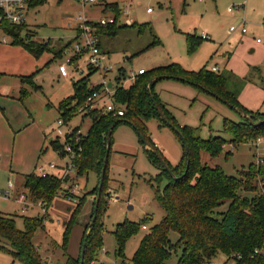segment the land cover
<instances>
[{
    "label": "rangeland",
    "instance_id": "obj_1",
    "mask_svg": "<svg viewBox=\"0 0 264 264\" xmlns=\"http://www.w3.org/2000/svg\"><path fill=\"white\" fill-rule=\"evenodd\" d=\"M60 1L46 0L44 5L30 7L27 11L26 24L31 31L30 35L34 41L47 44L51 50L40 58L32 56L23 46L13 45L11 37L6 36L3 40L0 32V154L3 148L5 150L3 158L0 157V213L19 216L16 218L17 228L23 230L24 222L20 216L43 217L45 211L48 212L45 230H40L34 235L36 248L43 262L47 264H68L69 257L80 261L84 230L92 223L101 176L99 172H90L88 175L78 177L76 169H69L71 159L65 152L66 146L80 144L79 141L88 134L92 125L90 117H86L88 113L76 111L70 121L62 126L58 125L59 103L74 95L73 83L88 74V69L91 68L87 66L85 59L78 56L80 60L74 61L75 66H68L69 77L64 78L59 72V67L66 64L70 55L64 56L62 53L64 57L61 59H55L54 55L58 56V52L68 43H72L68 48L70 53H73L71 52L73 45L79 40L75 38L78 27L75 29L74 19L82 10L71 0ZM105 2L117 3L123 9L130 5L131 19L139 25L147 24L150 28L141 35L136 28H126L116 37H101V45L107 58L105 66L112 70L107 75L108 80L114 81L120 69H124L129 75L140 69L150 73L157 68L177 64L190 72L199 71L204 66L210 70L216 65L225 71L226 64L230 62V71L245 79L247 83L243 98L240 99L241 105L249 108H246L249 111L264 112L262 83L264 0H204V2L105 0ZM234 2L244 4V7L232 16L228 13V8ZM149 9L152 10L151 13L147 12ZM95 10L94 7L84 9L89 20L109 18L108 14L112 12ZM237 18L245 20L247 24L248 34L243 43L238 32L231 34L229 31L230 26L237 22ZM197 33L201 36L207 35L210 40L202 41L196 50L190 52L186 36L187 34L197 36ZM153 35L161 41V45L139 54L153 41ZM257 40L261 41V47L257 45ZM251 48L255 50L254 55L249 54ZM28 74L29 76H21ZM103 76V69L94 74L90 86L101 83ZM25 77L31 78L29 83L22 81ZM134 83L128 80L123 84L129 89ZM154 89L160 95V99L168 105L169 111L178 123L183 126L200 127L201 137L205 140L211 134L220 135L224 119L233 122L242 120L237 111L227 104L184 82L161 80ZM32 121L37 127L51 131L45 143L46 151L43 153L38 151L36 168L31 171L36 176H41L45 172L60 180L59 196L49 208L42 202L36 204L32 201L29 192L22 186L23 175L16 171L35 156L31 155L28 149L29 142L36 137V134H32L33 130L27 132L28 136L22 141L19 139V133L29 128L28 125ZM143 122L148 137L156 147H159L163 157L171 165H177L183 153L179 137L169 127L161 126L158 117L145 119ZM75 130L79 132L73 135ZM71 134L72 138L66 140L67 135ZM221 135L227 138V144L216 158H211L206 153L202 154V164L220 166L227 175L236 177L239 172L246 171L251 164H257L258 160L264 158V143L257 147L255 141H249L234 146L230 145L228 136ZM51 138L56 144L64 146L62 151L66 155L62 152L61 155L60 151L50 144ZM112 141L108 178L100 198V204L104 209L98 220L102 228L103 245L97 251L93 264H124L116 255L117 242L113 232L125 221L142 224L149 217L151 221L147 224V229L141 228L138 234L132 236L126 243L125 264H132L143 237L151 227L162 221L165 212L156 201L154 188L148 182L158 174L156 166L145 151L152 150L153 146L145 147L134 127L125 123L115 127ZM19 142L20 152H17L14 160L17 175H12L14 155L11 149ZM10 182L13 184L11 190ZM166 183L164 180L160 186L164 187ZM8 191L10 195H6ZM70 191H75L76 203L64 196V193L69 196ZM241 195L251 196L244 192H241ZM81 201L82 206L79 207ZM227 206L228 204L221 210L226 211ZM68 225V241L64 249V236ZM178 237V234L171 232L172 244L178 241ZM180 253L174 252L167 264H178ZM213 260L215 264H226L228 256L220 253ZM0 264L22 263L14 260L9 252L0 251Z\"/></svg>",
    "mask_w": 264,
    "mask_h": 264
},
{
    "label": "trees",
    "instance_id": "obj_2",
    "mask_svg": "<svg viewBox=\"0 0 264 264\" xmlns=\"http://www.w3.org/2000/svg\"><path fill=\"white\" fill-rule=\"evenodd\" d=\"M45 2L46 0H35L32 6H42ZM105 4V0L101 2V5ZM104 8V10L112 11L116 16L121 14V9L117 4L106 5ZM93 24L98 30L101 50V37L103 36L116 37L121 30L126 28H136L141 35L146 29H150L147 24L139 25L138 23H133L131 26L122 24L107 27ZM3 30L8 37L12 38L13 45L23 46L37 59L50 50L47 44L34 41L26 23L22 25L4 24ZM186 38L190 52L196 50L202 41H206L195 34H187ZM71 44L68 43L64 49L58 52V56L54 55V58L61 59L62 53ZM160 45L161 41L153 35V41L139 54ZM73 60L77 61L80 58L75 57ZM98 72V68H89L88 74L73 83L74 95L60 102L58 111L60 119L64 120L65 124L71 120L78 108L102 87V85L90 86L91 77ZM232 76L224 71L215 73L207 66L199 71L190 72L180 65L171 64L157 68L150 73L145 71L143 75L136 77L131 88L126 89L123 83L127 82L128 75L124 69H120L115 77L113 99L116 105L124 109V116L117 118L111 113L97 110L86 115L92 121L88 134L79 141V145L71 144L77 153L73 164L78 177L88 175L90 172L101 174L107 151L109 130L113 128L114 131L120 123L132 125L140 139L143 137L141 141L145 147L146 145L153 146L152 150L145 149V151L153 165L156 166L158 174L148 182L154 188L155 199L164 210L165 216L143 237L132 259V264H167L172 254L178 251L181 252L178 264H205L220 253L227 255L228 258L234 255L245 256L237 264H255L249 260L250 254L256 248L264 247V163H253L246 171L239 172L235 177L227 175L220 166L213 167L209 164H202L201 159L204 153L211 158L218 157L227 144V138L221 134L228 136L230 145L234 146L239 143L255 141L264 134V113L249 111L241 105L239 94L246 81L237 77L232 79ZM30 79L25 77L22 81L29 83ZM165 79L184 82L202 92L206 89L205 92L213 94L214 97L226 100L240 116L241 114L252 116L253 123L242 117L239 122L224 119V127L219 133L220 135L211 134L205 140L201 137L200 127L180 125L169 111L168 105L155 92V85ZM161 116H164L165 122ZM157 117L161 121V126L169 127L182 142V157L175 166L163 157L158 147L147 135L143 120L157 119ZM177 131H180L185 144ZM76 132L79 131L75 130L72 134L74 135ZM72 134L67 135L66 140L71 139ZM51 145L60 151L61 155L62 153L66 155L62 151L64 146L55 142H51ZM112 145L111 136V151ZM80 148L82 150L78 153ZM108 170L109 162L103 188L108 178ZM23 177L24 188L29 192L32 201L42 202L49 208L54 199L59 196L60 180L56 176L47 174L42 177L30 174ZM164 180L167 183L161 187ZM241 192L251 196H242ZM227 204V210L222 211L221 208ZM80 206H82V201L79 202ZM103 209V205L99 204L96 222L84 231L82 247L84 241L87 243L83 264L95 263V255L103 245L102 228L98 222L99 215L101 217L103 214ZM47 214L46 211L43 217L20 216L24 222V229L20 230L16 224V218L19 216L0 213V251L9 252L14 260L22 264H44L34 243V235L40 230H45ZM150 221L151 219L147 217L142 224L125 221L116 227L113 232L117 242L116 255L123 260L124 264L126 243L132 236L138 234L143 226L147 227ZM68 232L69 225L64 236V249L68 241ZM171 232L179 236L175 244H172L170 240ZM68 264H81V256L80 261L69 257Z\"/></svg>",
    "mask_w": 264,
    "mask_h": 264
},
{
    "label": "built area",
    "instance_id": "obj_3",
    "mask_svg": "<svg viewBox=\"0 0 264 264\" xmlns=\"http://www.w3.org/2000/svg\"><path fill=\"white\" fill-rule=\"evenodd\" d=\"M35 0H0V32L2 34V39L5 40L6 34L3 30L4 24L10 25H22L26 23V14L32 3ZM60 1V0H59ZM74 4L79 5L81 7V11L79 12L78 16L74 19L76 23V27L78 34L76 35V39H79L74 45L73 49L70 50L69 48L63 52V55H70L67 58L66 64H62L59 67V72L63 77H68V66H75L74 58L80 56L81 58L85 59L87 66L91 68H98L99 71L103 69L104 76L101 83L92 85L95 87L97 85H102V87L93 93L92 96L88 98L84 105H82L77 111L79 113H90L91 111H104L105 113H111L114 117L120 118L124 116V109L119 107L115 104L113 96L115 93V80L111 81L107 79V75L112 72L111 68L105 66L106 61V54L102 52L100 48V40L97 35V28L96 25L93 23L98 24L99 27H107L109 25H126L131 26L133 25L134 21L131 19V12L129 6L123 10H121V14L116 16L112 14L109 18L102 17L98 21L89 20L88 17L85 15L84 9L87 7H94L98 8L101 3L100 0H71ZM200 2H204V0H199ZM244 7V4L237 3L228 8V12L231 14H235L241 11ZM151 13L152 10L149 9L147 11ZM123 19V20H122ZM245 20H243V25H241L240 30L243 35L248 33V29L245 25ZM238 30L236 26L230 27L231 32H235ZM204 40H208L209 37L205 34L201 36ZM258 42H261L258 40ZM63 56V57H64ZM213 72H218L219 69L216 67L212 68ZM145 70L140 69L138 72H131L128 75V80L134 81L137 76L143 75ZM64 120L60 119L58 125H64ZM255 143L257 147L264 143V134L260 135L256 140ZM1 150V146H0ZM82 148L79 149L81 152ZM65 152L70 156L71 163L69 164V169H74L73 161L77 156V153L74 151L72 145H68L65 147ZM78 152V153H79ZM264 158L258 160L257 164L264 163ZM47 174L45 172L42 173V177H45ZM13 188L12 182L9 183V189ZM75 191H70L69 196L67 193H64V196L71 198L74 203L77 201L74 199ZM6 195H10V192H6ZM46 212V211H45ZM143 229H147L146 226H143ZM245 258L243 255H234L228 258L226 264H237ZM250 261L255 264H264V247H259L254 250L253 253L250 254ZM47 264V263H44ZM59 264V263H58ZM205 264H215L214 260H209Z\"/></svg>",
    "mask_w": 264,
    "mask_h": 264
},
{
    "label": "crops",
    "instance_id": "obj_4",
    "mask_svg": "<svg viewBox=\"0 0 264 264\" xmlns=\"http://www.w3.org/2000/svg\"><path fill=\"white\" fill-rule=\"evenodd\" d=\"M102 2H104V0H102ZM237 3H239V2H234V3H232V5H234V4H237ZM117 3H115V5H116ZM106 5H112V4H105V5H100L99 7V9H102V10H104L105 8V6ZM118 5V7L121 9V10H123V7L122 6H120L119 4H117ZM231 5V6H232ZM127 6H129V7H131L130 5H127ZM125 8V7H124ZM98 8H96V10H99ZM95 10V11H96ZM95 13V12H94ZM107 13V12H106ZM229 13V12H228ZM239 13V12H238ZM97 14V13H96ZM112 14H115V13H113V12H109V14L108 15H110V16H112ZM229 14H231V13H229ZM232 16H234V15H236V13L235 14H231ZM109 16V17H110ZM123 20V19H122ZM134 23H137V22H134ZM246 23V22H245ZM241 25H243V19H241V18H237V22L235 23V24H233V25H231L230 27H232V26H236L237 28H238V30H236L235 32H231L230 31V28H229V31H230V33L231 34H234V33H236V32H238L241 36V39H242V41H241V43H243V39H245L246 37H247V34H245V35H243V33L241 32V30H240V27H241ZM246 25V27H247V24H245ZM193 35V34H192ZM197 36H199V37H201V35H199L198 33H197ZM210 40V39H209ZM257 45L259 46V47H261L260 45H262V43L261 42H258V40H257ZM102 51L104 52V49H103V47H102ZM249 54L250 55H254L255 54V50L254 49H252L251 48V50L249 51ZM214 67H217V68H219V71L218 72H215V73H221V72H223V70H222V68L219 66V65H216V66H214ZM213 68V67H212ZM212 68L210 69L211 71H212ZM226 70L224 71V72H228L229 74H232L233 76H232V79L234 78V77H237V78H242V77H238L237 75H235L232 71H230V62L229 63H227L226 64V68H225ZM72 71L74 72V70L72 69ZM34 73V72H33ZM128 74V73H127ZM31 75V74H30ZM117 75V74H116ZM21 76H29V74L28 75H21ZM62 76V75H61ZM63 77V76H62ZM69 77V76H68ZM65 78V77H64ZM165 80H169V79H165ZM236 82V81H235ZM263 84H264V82H262ZM192 86V85H191ZM194 87V86H193ZM247 88V83L245 84V86L242 88V90H241V92H240V94H239V102H241L240 101V99L241 98H243V93H244V91H245V89ZM197 89V88H196ZM200 91V90H199ZM200 92H202V91H200ZM204 93H206V94H208V95H210V96H212L211 94H209V93H207V92H205V91H203ZM158 94V93H157ZM159 95V94H158ZM159 97H160V95H159ZM212 97H214V96H212ZM215 98V97H214ZM66 99V98H65ZM217 99V98H216ZM63 101V100H62ZM61 101V102H62ZM60 104V103H59ZM242 104V103H241ZM59 106V105H58ZM244 106V105H243ZM245 108H247L246 106H244ZM57 109H58V107H57ZM169 109V108H168ZM247 109H249V108H247ZM251 110V109H250ZM260 112H262L261 110H259ZM253 112V111H252ZM262 113H264V112H262ZM28 126H30L29 128H27L26 130H23L22 132H20L19 134V139H21V141L23 140V139H25L27 136H28V134H27V132H29L30 130H33L32 131V134L34 133V134H36V137H35V139L34 140H32V142H29V144H28V149H29V153H31V155H35L32 159H31V161L27 164L26 162L20 167V168H17V172H19L21 175H23V176H25V175H30V174H32L31 173V171H32V169L34 168V170H35V168H36V165H37V163L35 164V160H36V157H37V154H38V151H40V153H43V152H45L46 150H44V147H45V143H46V141H47V137L50 135V133H51V131H47V129H43V128H40V127H37L35 124H33V121L32 122H30V124L28 125ZM183 126V125H182ZM60 137H62L60 134H58ZM58 136V137H59ZM86 136V135H85ZM53 138H51L50 139V142H53ZM51 144V143H50ZM16 146L15 147H13L12 149H11V151H12V153H13V158H12V160H13V162H12V167H11V171H12V175H17L16 173L17 172H15V170H14V160L16 159V154H17V152H20V142H19V144H15ZM159 148V147H158ZM4 153H5V150H4V148H3V151L1 152V154H0V157H2L3 158V155H4ZM8 153V152H7ZM162 153V152H161ZM5 156H6V154H5ZM7 157H8V154H7ZM38 160H39V157H38ZM22 186L24 187V184H22ZM12 189V188H11ZM25 189V188H24ZM37 204V203H36ZM33 205H35L34 204V202H33ZM85 231V230H84ZM37 244V243H36Z\"/></svg>",
    "mask_w": 264,
    "mask_h": 264
},
{
    "label": "water",
    "instance_id": "obj_5",
    "mask_svg": "<svg viewBox=\"0 0 264 264\" xmlns=\"http://www.w3.org/2000/svg\"><path fill=\"white\" fill-rule=\"evenodd\" d=\"M100 2H102V0H100ZM205 91H207V90L205 89ZM211 95L213 96V94H211ZM215 98H217V97H215ZM217 99L220 100L221 102H223L224 104H227L233 110L237 111L226 100L221 99V98H217ZM241 117L242 118H247V119H249L251 121V123H253L252 116H249V115H246V114H241ZM161 119L164 122L166 121L165 118H164V116H161ZM112 132H113V128H111L109 130L108 137H107V151H106V155H105V158H104V165H103V169H102L101 176H100V184H99V189H98V196H97V200H96V204H95V208H94V215H93V219H92V223H91L90 227L97 220V214H98V209H99V204H100V198H101L102 188H103V185H104V180H105V176H106L107 165H108V162H109V157H110V152H111V136H112ZM177 133L181 136L180 131H177ZM141 139L143 140V137ZM182 140H183V143L185 144V140H184L183 137H182ZM146 146H148V145H146ZM186 149L188 151V147L187 146H186ZM86 243H87V241H84L83 242V247H82V250H81V264H83V262H84Z\"/></svg>",
    "mask_w": 264,
    "mask_h": 264
}]
</instances>
